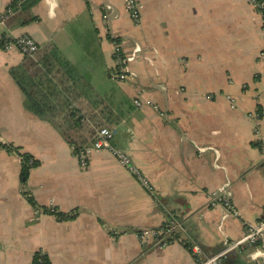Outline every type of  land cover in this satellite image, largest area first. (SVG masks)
<instances>
[{"label":"crops","instance_id":"0c3cea01","mask_svg":"<svg viewBox=\"0 0 264 264\" xmlns=\"http://www.w3.org/2000/svg\"><path fill=\"white\" fill-rule=\"evenodd\" d=\"M139 1L138 20L123 0H38L32 21L0 25L57 48L89 83L81 112L153 185L107 149L82 167L60 130L25 107L9 71L23 54L0 47V264H36L40 253L49 264H197L264 220L261 16L249 0ZM111 31L134 55L126 80L111 77ZM24 152L38 164L23 180ZM224 185L236 214L211 204ZM176 217L188 245L141 243L138 230ZM221 264H264V246L232 248Z\"/></svg>","mask_w":264,"mask_h":264},{"label":"trees","instance_id":"16d2710c","mask_svg":"<svg viewBox=\"0 0 264 264\" xmlns=\"http://www.w3.org/2000/svg\"><path fill=\"white\" fill-rule=\"evenodd\" d=\"M37 1L13 0L9 6L14 8L15 12L5 23L11 25L15 22L24 24L32 21L35 16L30 14V8ZM9 71L24 95L25 107L41 118H48L70 143L74 153L94 142L97 130L102 125H91L88 120L95 117V114L90 110L82 113L78 106L81 104L79 98L90 87L89 83L69 62L60 57L54 45L44 49L38 48L32 56L23 54V61L11 67ZM260 143L257 145H261ZM3 146L17 149L11 145ZM20 156V174L24 180L29 169L38 164V160L26 152ZM44 210L55 213L59 219L74 216L72 213L58 212L52 208ZM176 219L178 220L177 217ZM176 235H180L179 232ZM182 242L185 243V240L182 239ZM45 260L49 263L46 256Z\"/></svg>","mask_w":264,"mask_h":264},{"label":"built area","instance_id":"2783aa9c","mask_svg":"<svg viewBox=\"0 0 264 264\" xmlns=\"http://www.w3.org/2000/svg\"><path fill=\"white\" fill-rule=\"evenodd\" d=\"M124 7L128 11L132 20H138L143 4L139 0H123ZM253 9L261 16V21L264 27V0H249ZM14 8H7L0 13V25L5 24L6 20L14 14ZM106 17V16H105ZM110 38L113 44V60L114 68L111 72V77L118 80H124L128 76V64L133 60V54H124L122 50V42L111 31ZM0 47L4 50H17L22 54L34 55L39 46L37 42L29 35L23 34L18 36H10L0 32ZM264 54V50L261 53ZM209 98L210 95H207ZM231 105H234V99L228 96ZM133 103L136 107H141L143 102L139 97L134 98ZM112 130L103 126L97 130L95 140L92 144L84 146L77 150L74 154L77 156L82 167H87L90 155L95 149H107L117 158L118 162L128 168L130 172L138 179L141 185L149 191L153 190V185L150 180L141 172V170L132 162L131 157L124 151L113 147L110 144ZM211 204H220L227 212L236 214L233 205L229 200V195L226 186H221L211 193ZM181 223L175 218H170L166 223L158 227H148L138 230L137 235L142 244L154 242L156 245H166L173 241L182 242L181 236L176 233L180 230ZM243 244H253L264 246V220L251 225L247 228L246 233L238 240H230L226 246L216 254L200 258L197 264H221L223 256L237 246ZM36 264H49L45 260L43 253L36 257Z\"/></svg>","mask_w":264,"mask_h":264},{"label":"rangeland","instance_id":"374dc122","mask_svg":"<svg viewBox=\"0 0 264 264\" xmlns=\"http://www.w3.org/2000/svg\"><path fill=\"white\" fill-rule=\"evenodd\" d=\"M116 80H118V79H116ZM126 80V79H125ZM134 100V99H133ZM134 104V103H133ZM135 106V105H134Z\"/></svg>","mask_w":264,"mask_h":264},{"label":"water","instance_id":"95a60500","mask_svg":"<svg viewBox=\"0 0 264 264\" xmlns=\"http://www.w3.org/2000/svg\"><path fill=\"white\" fill-rule=\"evenodd\" d=\"M184 228H185V224H184V226H183Z\"/></svg>","mask_w":264,"mask_h":264}]
</instances>
